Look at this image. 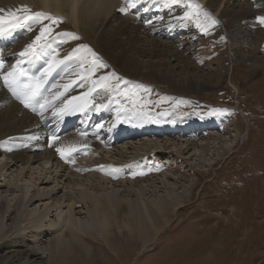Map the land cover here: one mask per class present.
<instances>
[{
    "label": "bare ground",
    "instance_id": "bare-ground-1",
    "mask_svg": "<svg viewBox=\"0 0 264 264\" xmlns=\"http://www.w3.org/2000/svg\"><path fill=\"white\" fill-rule=\"evenodd\" d=\"M261 1L188 0L191 7H180L171 0H0V8L6 9L0 22V264H78L75 244L92 264L96 242L104 240L110 245L115 224L125 236L139 233L146 244L164 232L185 198L192 201L191 206L197 204L192 196L194 180L167 177L181 184L182 191L176 192L169 184L165 192L159 191L153 177H148L158 172L154 165L133 170L130 178L139 190L126 188L124 174L114 172L109 181L114 190L103 191L99 173L105 165L100 167L97 159L90 168L83 167L82 157L76 159L66 176L59 170H66L69 159L82 149L98 153L103 147H115L117 141L157 144L180 133L192 134L193 122L182 130L177 122L159 125L132 101L120 102L126 94L117 98L109 91L111 73L116 69L160 89L202 95L218 87L231 72L219 61L201 68L193 52L197 42L221 40L238 58L253 55V63L247 61L245 70L254 74L264 63L255 54L261 31L251 28ZM132 3L135 7H128ZM121 8L128 10L121 12ZM34 12L62 19L35 23L23 19ZM185 17L190 19L187 25H193L188 30ZM16 24L25 26L14 27ZM41 28L52 31H45L37 41ZM80 41L88 48L77 45ZM92 47L99 52L93 61L87 57ZM55 61L63 62L55 65ZM221 70L223 77L218 73ZM8 73L13 75L6 81ZM14 77L19 86L10 88ZM29 85H39V94L30 102L14 95L13 89L21 92ZM127 102L133 109L125 106ZM191 144L182 147L181 153ZM195 144L203 153L208 146ZM143 148L149 154L166 151L165 146L148 143ZM55 167L58 172L53 176ZM86 169L99 180L84 184L80 175ZM144 181L150 182L147 199ZM194 248L191 244L187 252Z\"/></svg>",
    "mask_w": 264,
    "mask_h": 264
},
{
    "label": "rangeland",
    "instance_id": "rangeland-1",
    "mask_svg": "<svg viewBox=\"0 0 264 264\" xmlns=\"http://www.w3.org/2000/svg\"><path fill=\"white\" fill-rule=\"evenodd\" d=\"M187 1L180 0V7L188 6ZM257 5L259 12L251 28L261 31L255 54L264 59V24L257 19L264 16V0ZM183 20L186 30L193 26L187 25L189 18ZM51 25L56 26L57 23L52 22ZM199 28H204V25L201 23ZM83 44L80 41L77 45ZM196 46L198 49L194 51L196 53L193 52L194 57L198 58L196 65L204 68L219 61L226 63V68L231 72V77L224 78L218 87L204 91L202 95L160 89L116 69L109 78V91L115 97L126 94L120 102L132 101L139 111L152 121L155 118V123L159 125L177 122L182 130L188 122H193L195 129L191 130L192 134L181 136L180 133L174 139H164L157 144L148 140L135 141V144L117 141L115 147H103L98 153L82 149L80 154L69 159L67 165L70 166H66V170L59 168L60 174H67L71 164L77 163L76 159H85V168L92 167L99 160L100 167L105 165L99 173L103 181L97 178L103 183V191L113 189L109 181L114 172L124 174V183L129 184L126 188L139 190L135 186V179L130 178L133 170L153 168V165L158 172L148 177H153L152 182L159 191L165 192V186L169 185L172 189L177 188L176 192L182 191L178 188L181 184L167 180V177L195 181L192 196L197 204L191 206L192 201L185 198L179 205V213L171 217L168 227L154 242L145 244L139 233L125 236L115 224L116 235L110 245L104 240L96 242L98 246L93 251L96 257L92 264H264V63L259 65L263 66L260 70L251 74L245 70L247 61L248 65L253 63L251 53L238 58L231 47L221 40L200 41ZM92 49L94 47L91 53L87 51V57L93 61L99 52ZM218 73L225 76L222 70ZM125 106L129 110L132 108L128 102ZM214 109L222 111L213 114ZM204 124L210 125L204 127ZM191 142L193 144L188 150L181 153L184 146ZM196 142L208 145L204 153ZM147 143L149 146H165L166 151L149 154L147 148H143ZM56 169L52 170L53 176L57 175ZM85 171L84 175H80L84 184L97 181L90 175L92 171ZM75 178L77 181L78 177ZM238 181L242 183L232 187ZM143 185L147 188V199L150 196V182L144 181ZM226 188L233 190L223 192ZM117 189L121 191L123 188ZM191 244L195 248L188 253L187 248ZM74 247L78 264H91L80 246L75 244ZM182 254L184 256L173 263Z\"/></svg>",
    "mask_w": 264,
    "mask_h": 264
},
{
    "label": "snow or ice",
    "instance_id": "snow-or-ice-1",
    "mask_svg": "<svg viewBox=\"0 0 264 264\" xmlns=\"http://www.w3.org/2000/svg\"><path fill=\"white\" fill-rule=\"evenodd\" d=\"M171 3L178 4V3H180V0H171ZM22 7L25 10H28L27 9V6H22ZM128 7H135V3L129 4ZM127 10H128L127 8H121L120 9L121 12H126ZM5 11H6V9L0 8V22H2L4 20L3 13ZM7 11L9 12L10 15L15 16V12H13L11 9H8ZM186 15H187V13H186ZM205 15L207 16L208 14L205 13ZM23 19L24 20H31L32 22L35 23V22H40L42 19H48V20H51V21H56V20H59V19H62V18H60V17H53V16H51V14L45 13V12H34V13L31 14V16H26ZM257 19L259 20V22L261 24H264V16L258 17ZM213 23H216V21L213 20ZM21 26H25V25H23V24H16V25H14V27H21ZM28 27H29V30H31L30 29V25H28ZM45 31H47V32L50 33L52 31V29L51 28H41V30H40L41 35H39V36L36 37V40L37 41H39L45 35ZM0 34H3V29L2 28H0ZM64 35L65 36L72 37V38H78L73 33H64ZM44 46L45 47L48 46L47 43ZM29 47H31V45ZM80 47H82V48H88L87 45H81ZM27 51H28V49L25 50V52H27ZM89 51H90V49H89ZM21 55L23 56V55H25V53L22 52ZM93 55H95V54H93ZM65 59H68V57H65ZM62 62L63 61H55V65H59ZM0 63H2V62H0ZM101 66L103 67L105 65H101ZM51 70L52 69H49V72ZM12 75H13L12 73H8V75L5 76L4 79L6 81H8V77L9 76H12ZM19 83L20 82L14 77L13 80H12V82L9 83V87L10 88L13 87V84L17 85V87H18L19 86ZM38 89H39V85H36L35 87L29 85V86H27L21 92H17L15 89H13V92H14V95H17V98L18 99L19 98H23V100L30 102L32 98H34L36 95L39 94L38 93ZM26 106H27V104H26ZM219 111H222V110H220V109H214L213 110V114L216 113V112H219ZM223 111H226V110H223ZM57 151H61V150L60 149H57ZM141 174H143V173H141Z\"/></svg>",
    "mask_w": 264,
    "mask_h": 264
}]
</instances>
